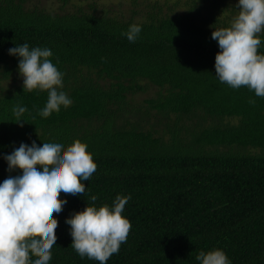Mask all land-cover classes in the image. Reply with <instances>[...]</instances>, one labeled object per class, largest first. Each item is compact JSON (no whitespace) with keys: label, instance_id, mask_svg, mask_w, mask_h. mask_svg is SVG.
Here are the masks:
<instances>
[{"label":"trees","instance_id":"trees-1","mask_svg":"<svg viewBox=\"0 0 264 264\" xmlns=\"http://www.w3.org/2000/svg\"><path fill=\"white\" fill-rule=\"evenodd\" d=\"M179 1L162 12L152 0L135 16L93 1L50 10L0 0V80L21 59L10 48H48L64 74L58 91L72 100L45 118L47 91L23 84L0 91V183L22 175L5 159L21 143L66 149L79 139L97 164L84 194H60L67 203L55 214L49 264H99L74 250L66 220L87 204L111 208L118 195L131 197L122 215L132 228L107 264H201L197 255L214 249L230 264H264V97L216 76L221 49L212 32L231 25L234 5L226 13L227 0H182V10L174 9ZM132 24L142 29L134 43L124 34ZM260 39L264 54V33ZM140 80L158 86L145 106L127 96L142 88ZM17 105L27 109L20 122ZM150 115L171 120L157 132L144 124Z\"/></svg>","mask_w":264,"mask_h":264},{"label":"clouds","instance_id":"clouds-1","mask_svg":"<svg viewBox=\"0 0 264 264\" xmlns=\"http://www.w3.org/2000/svg\"><path fill=\"white\" fill-rule=\"evenodd\" d=\"M237 7L239 12L231 25L212 32L221 49L215 57L216 76L234 89L247 87L264 97V54L258 51L260 34L264 33V0H238ZM141 30L140 25L132 24L124 34L134 43ZM9 54L21 58L18 68L24 90L48 92L46 106L39 113L42 117L71 105L72 100L58 91L63 87L64 74L49 59L53 55L50 49H30L24 43L10 48ZM26 110L19 105L13 108L16 122L23 120L20 117ZM5 159L10 171L19 168L22 175L0 183V264H49L59 226L55 214L67 203L60 194H84V181L90 179L97 164L87 144L79 139L66 149L60 143L44 142L42 147L35 141L31 146L21 143ZM130 198L118 195L111 208L87 204L66 220L71 225V245L80 257L107 264L119 252L132 228L122 215ZM90 199L96 201L97 196ZM196 259L201 264H230L221 249L202 251Z\"/></svg>","mask_w":264,"mask_h":264},{"label":"rangeland","instance_id":"rangeland-1","mask_svg":"<svg viewBox=\"0 0 264 264\" xmlns=\"http://www.w3.org/2000/svg\"><path fill=\"white\" fill-rule=\"evenodd\" d=\"M35 4L39 6H43L44 8L50 9V10H59L61 5V8H64V10H72L77 5H84L86 6V3L93 1L95 4L96 9L101 8H108L112 13H122L124 15L131 13V10H134L135 16H140L141 13H143L146 9H148L147 4L152 0H66L65 4H62L61 0H32ZM158 4L161 5V11L167 12L168 7L167 5L171 4L174 0H166L167 3L164 2V0H157ZM174 9L182 10V0L178 2ZM181 4V5H180ZM229 4V5H228ZM234 5V10L230 14L232 17H236L238 15V0H227V9L226 13H229L228 10L232 9L230 5ZM134 13H132L134 15ZM103 84H105L107 81L102 80ZM15 84H23V77L19 72V68H15L11 73L10 76L7 78H3L0 80V91H5L8 88H11ZM140 84L142 85L141 89H137L134 93H128L127 96L131 98V102L134 101L138 105L145 106V102L143 101L144 98H147L149 96H153L156 94L158 86L153 84H147L145 80H140ZM136 111H134L135 113ZM134 113H132V116L134 117ZM137 113V112H136ZM173 115H170V118ZM169 116H166L165 118L162 117L159 120H156L155 118H152L151 115L146 118L144 122L145 125L151 124L150 127L157 130V132H160L163 130L162 122L163 120H171ZM229 122H235L234 117H227L226 120ZM167 135L164 134V137ZM249 152H255L256 149L252 147H248Z\"/></svg>","mask_w":264,"mask_h":264}]
</instances>
